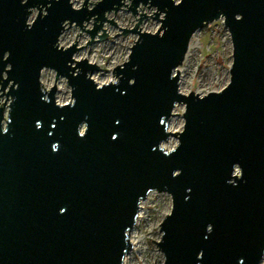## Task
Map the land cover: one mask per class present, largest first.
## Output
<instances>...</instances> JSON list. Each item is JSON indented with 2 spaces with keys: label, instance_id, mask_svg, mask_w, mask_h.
I'll return each instance as SVG.
<instances>
[{
  "label": "water",
  "instance_id": "95a60500",
  "mask_svg": "<svg viewBox=\"0 0 264 264\" xmlns=\"http://www.w3.org/2000/svg\"><path fill=\"white\" fill-rule=\"evenodd\" d=\"M123 5L136 14L130 26L106 14ZM147 14L156 29L139 26ZM220 15L229 78L182 92L173 69L193 31ZM104 22L135 37L112 66L116 78L96 82L98 64L73 55L84 43L57 39L74 23L90 43L107 33ZM43 66L65 76L71 99H55L54 81L42 86ZM0 89V264H122L150 189L171 198L151 238L162 264H260L264 0H0ZM177 101L183 125L170 130ZM170 133L178 140L164 148Z\"/></svg>",
  "mask_w": 264,
  "mask_h": 264
},
{
  "label": "rangeland",
  "instance_id": "374dc122",
  "mask_svg": "<svg viewBox=\"0 0 264 264\" xmlns=\"http://www.w3.org/2000/svg\"><path fill=\"white\" fill-rule=\"evenodd\" d=\"M81 1L72 0L75 5L80 4ZM138 9L145 10L149 13L152 12L153 6L146 7L145 4H140ZM36 11L37 8L33 6L29 12V18ZM106 14L112 16L119 26L132 25L136 17V14H133L125 5L117 8L116 11L109 10ZM158 24L159 20L149 14L142 17L139 22L141 28L150 30L156 29ZM85 25H91V18L85 21ZM104 25L107 33L90 43H85L88 33L74 23L68 25L65 23L57 39L59 44L66 45L75 36V38L77 37L78 44L84 43L74 51L73 55L79 57L85 54L90 58L99 59L101 61L98 65L99 67L93 68L89 74L91 73V76H95L100 82L116 78L114 72L112 73V66L116 63H121L127 57L129 45L135 37V33L130 31L122 32L120 31L121 28L113 23L104 22ZM75 32L77 33L75 34ZM191 37L193 42L192 47L188 50L187 57L185 59L182 57L178 62L179 64L177 63L178 65L181 64L184 68L185 79L181 83L182 88H186V92L192 90L203 93L209 89L221 87L229 78V65L232 51L229 31L222 21V16L220 15L205 25L196 28L191 34ZM42 70L40 72V80L41 76L43 79L41 81L42 86L44 84V86L48 85L50 87L53 81L58 80L61 88H55V99L57 101L71 99L70 85L67 83L65 76L59 74L54 79V69L50 66H43ZM178 87L180 88L179 83ZM1 90L5 91V89ZM4 97L5 92H1L0 104H2ZM7 102V100L3 102L4 115L7 113ZM183 109L184 103L182 101L175 102L173 112L169 117L175 123L174 127L177 128L175 130L182 128ZM177 140V135L170 133L164 141L173 146ZM144 197L146 198L145 206L143 207L144 214L135 219L131 226L132 232L135 234V239H138V241L136 242L135 248L132 250L129 248L130 250L128 249L129 251H127L130 261L133 264H162L164 255L163 252H159L160 247L155 240L161 234L159 222L171 206L170 194L165 190L150 189ZM261 260L264 263V251Z\"/></svg>",
  "mask_w": 264,
  "mask_h": 264
},
{
  "label": "bare ground",
  "instance_id": "6f19581e",
  "mask_svg": "<svg viewBox=\"0 0 264 264\" xmlns=\"http://www.w3.org/2000/svg\"><path fill=\"white\" fill-rule=\"evenodd\" d=\"M77 38V37H76ZM192 38V37H191ZM190 38V40H189V42H188V46H187V49H186V51H185V53H184V55H183V58L185 59L186 57H187V54H188V50H189V48L190 47H192L191 45H192V39ZM83 56H85L86 58H88L89 60H91V61H94L96 64H100L101 63V61L99 60V59H95V58H93V57H89L88 55H85V54H82L81 56H79V57H83ZM179 64V63H178ZM176 65L175 67H174V69H173V71L175 72L176 71V68H177V75H178V83L180 84V88L179 89H181V91L182 92H186V88H182V85H181V83H183V81H184V68L182 67V65L180 64V65ZM43 70L41 69V72H42ZM90 75H91V73H90ZM92 78L96 81V82H100L95 76H92ZM41 81H43V79H42V76H41ZM55 83V88L56 89H59V88H61V85H60V83H59V81L57 80V81H55L54 82ZM43 86H44V84H43ZM48 87V85H46V86H44V88H47ZM170 117V115L168 116V118H167V120H166V126H167V128L168 129H170V130H175V129H177L176 127H174V122L173 121H171V118H169ZM165 140V139H164ZM164 140H162L161 141V145L164 147V148H170V147H172V145H169V144H167L166 143V141H164ZM164 141V142H163ZM145 202H146V198L144 197V198H141L140 200H139V205H138V209H137V213H136V219L137 218H139L140 216H143V214H144V211H143V207L145 206ZM135 234L132 232V228H130L129 230H128V238H129V240H130V248H131V250L133 249V248H135L136 247V242L138 241V239L136 240L135 239V236H134ZM130 250V249H129ZM128 250V251H129ZM128 251H127V253L125 254H123V257H122V264H123V262H124V264H133V263H131V261H130V258H129V253H128ZM159 252H161L162 253V250L160 249L159 250ZM260 264H264L263 262H262V260H261V262H260Z\"/></svg>",
  "mask_w": 264,
  "mask_h": 264
}]
</instances>
